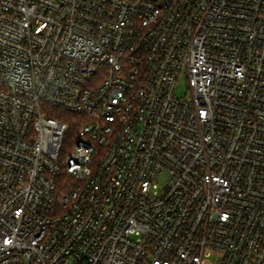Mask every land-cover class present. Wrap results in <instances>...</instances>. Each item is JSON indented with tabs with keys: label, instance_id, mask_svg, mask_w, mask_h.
<instances>
[{
	"label": "built area",
	"instance_id": "built-area-1",
	"mask_svg": "<svg viewBox=\"0 0 264 264\" xmlns=\"http://www.w3.org/2000/svg\"><path fill=\"white\" fill-rule=\"evenodd\" d=\"M0 264H264V0H0Z\"/></svg>",
	"mask_w": 264,
	"mask_h": 264
},
{
	"label": "trees",
	"instance_id": "trees-1",
	"mask_svg": "<svg viewBox=\"0 0 264 264\" xmlns=\"http://www.w3.org/2000/svg\"><path fill=\"white\" fill-rule=\"evenodd\" d=\"M49 115L67 123L70 127L71 136H73L80 129L81 124L78 122V115L76 114L54 109L50 111Z\"/></svg>",
	"mask_w": 264,
	"mask_h": 264
},
{
	"label": "rangeland",
	"instance_id": "rangeland-1",
	"mask_svg": "<svg viewBox=\"0 0 264 264\" xmlns=\"http://www.w3.org/2000/svg\"><path fill=\"white\" fill-rule=\"evenodd\" d=\"M176 96L179 98H185V97H190V93H189V85L187 83V80L185 78V76H183L180 80V83L177 85L176 88ZM71 137L69 136L67 138L66 143H69Z\"/></svg>",
	"mask_w": 264,
	"mask_h": 264
}]
</instances>
